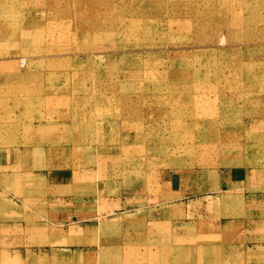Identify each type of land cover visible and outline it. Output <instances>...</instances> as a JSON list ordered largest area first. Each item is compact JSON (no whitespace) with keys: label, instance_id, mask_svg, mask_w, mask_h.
<instances>
[{"label":"rangeland","instance_id":"1","mask_svg":"<svg viewBox=\"0 0 264 264\" xmlns=\"http://www.w3.org/2000/svg\"><path fill=\"white\" fill-rule=\"evenodd\" d=\"M0 264H264V0H0Z\"/></svg>","mask_w":264,"mask_h":264}]
</instances>
